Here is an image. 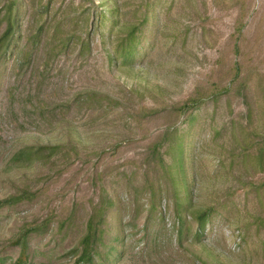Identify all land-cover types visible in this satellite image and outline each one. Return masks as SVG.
Wrapping results in <instances>:
<instances>
[{
  "label": "rangeland",
  "instance_id": "1",
  "mask_svg": "<svg viewBox=\"0 0 264 264\" xmlns=\"http://www.w3.org/2000/svg\"><path fill=\"white\" fill-rule=\"evenodd\" d=\"M1 264H264V0H0Z\"/></svg>",
  "mask_w": 264,
  "mask_h": 264
},
{
  "label": "trees",
  "instance_id": "2",
  "mask_svg": "<svg viewBox=\"0 0 264 264\" xmlns=\"http://www.w3.org/2000/svg\"><path fill=\"white\" fill-rule=\"evenodd\" d=\"M10 30H11V26L9 27V29L5 32L4 36L2 37V39L0 40V43L4 40L7 39V36L10 34ZM1 264V263H0Z\"/></svg>",
  "mask_w": 264,
  "mask_h": 264
}]
</instances>
